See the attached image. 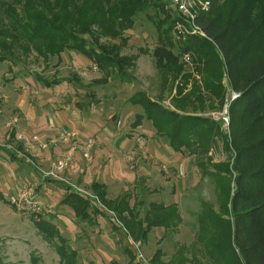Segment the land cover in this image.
Masks as SVG:
<instances>
[{"label": "rangeland", "instance_id": "1", "mask_svg": "<svg viewBox=\"0 0 264 264\" xmlns=\"http://www.w3.org/2000/svg\"><path fill=\"white\" fill-rule=\"evenodd\" d=\"M162 1V9L149 7L138 13L133 27L124 32L127 40L121 43L120 54L132 55L134 63L127 67V75L121 79L114 72L107 83H94L104 72L72 49L61 52L59 64L56 56L44 60L35 50L23 53L16 46L12 57L0 61V191L4 196V199L0 198V264H59L54 244L58 241H46L34 224V219L40 217L52 222L70 247L77 251L78 264H153L151 258L158 248L163 253L160 258L165 261L176 254L189 258L195 254L201 263L209 262L210 255L197 238L201 225L195 214L201 210V201L215 209L218 207L213 179L203 169H213L209 159L212 163L231 164V152L226 150L221 136L215 137V142L205 153L173 150L166 137L157 133L147 119L144 118L138 127L132 126L135 114L142 113V108L133 105L129 99L137 91H144L161 99L165 106L176 109L170 100L172 95L178 100L190 95L191 104L187 101L183 110H176L214 119L230 140L229 107L227 126H223L220 113L234 89L218 51L223 62L222 103L220 97L206 88L207 56L201 53L199 59L192 48L180 51L181 41L187 35L175 27L185 26V23L171 8L170 0ZM165 15L171 21L169 37L173 43L167 46L179 55L178 62L182 66L178 75L166 76L167 81L155 65L153 53L160 44L156 21ZM107 41L119 43L118 40ZM183 73H186V79ZM66 76L75 78L50 87L40 80ZM177 86H183L181 94L175 93ZM64 113L78 123V127L71 129L89 133L96 139L93 149H97L96 153L92 152L90 160L83 159L84 164H95L92 174L99 172L107 181L111 179V165L118 170L128 167L129 173H123L125 180L110 184L111 195L128 193L130 205L138 208L141 217L151 201L176 203L181 217L176 228H153L146 240L136 242L124 230L112 228L111 212L106 211L105 216L94 214L93 222H87L60 202L70 189L62 180L48 178L44 173L50 162L67 148L59 143L60 133L69 130L60 120ZM20 143L28 157L12 160L6 149L14 150ZM18 155L22 157L21 152ZM199 160L204 162L203 166L198 164ZM85 170L86 166L78 174H84ZM68 172L59 175L70 183L83 185L95 195L88 184L76 181L75 177L72 179ZM31 201L39 204V216L33 213ZM95 203L103 209L98 201ZM205 242L209 244L205 246L208 248L214 244Z\"/></svg>", "mask_w": 264, "mask_h": 264}, {"label": "trees", "instance_id": "2", "mask_svg": "<svg viewBox=\"0 0 264 264\" xmlns=\"http://www.w3.org/2000/svg\"><path fill=\"white\" fill-rule=\"evenodd\" d=\"M209 1V9L199 12L195 20L205 37L198 33L186 34L180 51L192 48L199 59L201 53L207 56L204 82L217 97H222L220 78L223 71L217 51L222 55L231 87L240 93L229 105L230 140L214 119L176 110H183L187 101L191 104L187 94L179 100L172 95L170 100L176 109H171L161 99L137 91L129 100L133 105H139L142 113L135 114L132 126L138 127L145 118L157 133L166 137L173 150L186 149L189 154L208 152L216 136L223 138L232 161L231 164L212 163L209 159L213 169H203L213 179L218 208L200 202L201 210L195 214L201 225L197 238L210 255L207 264H264V0ZM149 7L162 9L163 1L0 0V61L12 57L16 46L23 53L35 50L44 60L56 56L59 64L61 52L72 49L104 72L94 83H107L114 72L121 79L127 75V67L134 63L132 55L120 54L119 47L127 40L124 32L133 27L134 17ZM168 18L165 15L156 21L160 44L153 51L155 65L162 71L164 81L168 80L169 74L176 76L182 71L179 55L168 47L173 44ZM164 23H168L166 27L161 26ZM107 40H118L119 43ZM182 76L186 79L187 75L183 73ZM73 78L47 80L43 77L40 80L50 87L61 81L71 82ZM182 90L183 86H177L175 93L181 94ZM6 151L12 160L28 157L21 143L14 150ZM203 163L198 161L199 165L203 166ZM90 188L103 209L96 206L95 200L69 190L60 202L87 222H93L94 214L105 216L106 211L111 212L112 228L124 230L133 241L146 240L153 228L173 230L181 222L176 203L151 201L141 217L138 208L130 205L128 193L108 198L105 186L97 181H93ZM0 198L4 199L1 191ZM33 213L35 216L40 214ZM34 224L46 241H58L54 244L59 264H78L77 251L70 247L52 222L40 217L34 219ZM206 240L214 244L205 247L209 246ZM125 250L134 258L130 250ZM162 254L160 248L156 249L151 262L203 264L195 254L190 258L176 254L166 261L160 258Z\"/></svg>", "mask_w": 264, "mask_h": 264}, {"label": "built area", "instance_id": "3", "mask_svg": "<svg viewBox=\"0 0 264 264\" xmlns=\"http://www.w3.org/2000/svg\"><path fill=\"white\" fill-rule=\"evenodd\" d=\"M169 4L185 23V26L177 25L175 27L178 32H186V34L198 33L204 35L201 28L195 23V20L199 13L198 10L207 11L209 9V0H170ZM239 94V92L231 90L224 105L223 112L220 113V119L223 126H227L229 123V104L234 99H236ZM59 143L66 146L67 148L50 162L48 169L44 174L48 178L62 180L67 184L71 191L98 201L96 195H93L90 191L80 185L70 183L66 179H62V177L59 175L64 171H73L78 167V162L75 156V152L77 151L80 153L83 159L90 160L92 158V152L96 144V139L92 136L82 137L80 133L75 130H64L59 135ZM29 203L31 204L33 212L41 213L40 206L36 201H31Z\"/></svg>", "mask_w": 264, "mask_h": 264}, {"label": "crops", "instance_id": "4", "mask_svg": "<svg viewBox=\"0 0 264 264\" xmlns=\"http://www.w3.org/2000/svg\"><path fill=\"white\" fill-rule=\"evenodd\" d=\"M60 120L62 121V125L64 127L68 128L69 130H73L71 128L78 127V123L75 122L74 117H71L69 114L64 113V116L62 114V118H60ZM79 133L82 137L91 136L89 133H83L82 131H80ZM96 150L97 149H95L93 151V153H96ZM75 156H76V160L78 162V167L75 170L68 172V175H70L72 177V179L76 178L75 179L76 181L79 180V182L82 184H88L89 187H91V183L93 181H97L99 183H102L105 186L108 198H116L118 196H121V195H115V196L111 195L110 184L112 185L114 182H117V184H118L119 182H122V180H125V179H123V178H125V177H123L124 176L123 173H126V174L129 173L128 167H125V168H122L121 170L120 169L118 170V169H115L113 165H111V172H112L111 173L112 174L111 179L106 181V180L102 179V177H100L101 175L99 172L92 174V172H95L94 171L95 164L94 165L84 164V160H83V158L79 152L76 153ZM85 166H86L85 173L84 174H82V173L78 174V172ZM96 169H97V166H96ZM69 191H71V190H69ZM109 196H111V197H109Z\"/></svg>", "mask_w": 264, "mask_h": 264}]
</instances>
